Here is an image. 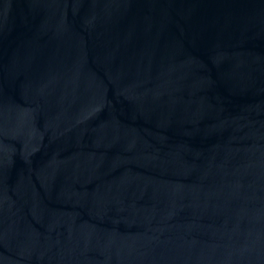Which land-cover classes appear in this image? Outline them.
I'll return each instance as SVG.
<instances>
[{"label":"water","instance_id":"obj_1","mask_svg":"<svg viewBox=\"0 0 264 264\" xmlns=\"http://www.w3.org/2000/svg\"><path fill=\"white\" fill-rule=\"evenodd\" d=\"M0 264H264V0H0Z\"/></svg>","mask_w":264,"mask_h":264}]
</instances>
